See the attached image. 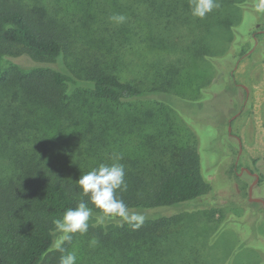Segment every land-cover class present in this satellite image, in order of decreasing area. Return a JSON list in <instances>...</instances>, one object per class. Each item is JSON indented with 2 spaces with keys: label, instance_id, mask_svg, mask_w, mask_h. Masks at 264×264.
Segmentation results:
<instances>
[{
  "label": "trees",
  "instance_id": "1",
  "mask_svg": "<svg viewBox=\"0 0 264 264\" xmlns=\"http://www.w3.org/2000/svg\"><path fill=\"white\" fill-rule=\"evenodd\" d=\"M254 1L215 0L217 7L198 18L191 15L190 0H0V264L48 262L55 242L53 220L81 199L98 214L75 181L98 166V129L110 131L115 119L109 118L119 116L118 108L110 105L129 108L147 95L161 104L155 98L165 95L163 86H174L172 74L195 65L199 68L196 79L184 80L181 87L207 78L203 67L212 62L214 80L219 81L226 60H235L238 41L250 40L254 46L253 25L244 36L237 32L244 18L252 21L255 12L264 13V3L255 5ZM114 14L124 15L125 21L113 22ZM89 24H98V48L103 47L98 66H84L79 58L83 49L76 48L83 43V35L96 32ZM140 47L158 54L148 60L149 68H155L149 69L150 83L153 80V87L158 86L149 92L121 80L108 66L109 58L122 63L128 52ZM22 61L31 64L29 69L18 64ZM223 73L229 80L230 69ZM68 107L72 110H64ZM43 109L56 113L57 123L40 118ZM75 111L80 127L71 143L74 153L51 149L54 131L67 134L70 126H78L67 118L63 121L64 113ZM159 111L156 108L151 118ZM152 127V134L137 127L143 135L155 138L149 144H157L148 164L150 175L145 181L126 182L127 191H118L117 197L129 209L155 210L206 195L209 185L200 172L199 153L175 149L161 126ZM116 147L123 150L118 141ZM175 218L172 213L144 218L130 245L118 238L110 240L111 244H98L95 264H197L175 254L174 244L170 245L173 233L166 230Z\"/></svg>",
  "mask_w": 264,
  "mask_h": 264
},
{
  "label": "rangeland",
  "instance_id": "2",
  "mask_svg": "<svg viewBox=\"0 0 264 264\" xmlns=\"http://www.w3.org/2000/svg\"><path fill=\"white\" fill-rule=\"evenodd\" d=\"M258 2L264 3V0H256L254 4L258 5ZM263 14L257 15L255 12L252 15L254 20L244 18L237 27L238 34L244 36L246 28L250 24L254 26V46L250 40L238 41L240 45L235 52V60H226L227 65L220 74L223 77L226 75L223 72L230 69L229 80L221 77L215 81L216 68L212 62L213 65L203 67L205 70L201 68L207 73L208 79L204 76L205 79L201 80L202 77H199L194 86L189 84L181 87V82L186 80L188 83L189 78L199 73L197 65L193 69L182 68L172 74L176 78L174 86H163L165 95L160 93L155 98L161 104L156 101L153 103L154 98L147 95L141 101L129 105V108L119 104L110 105L114 109L118 108L119 116L108 117L115 119L110 131L98 129V165L111 164L116 157H120L118 162L124 165L126 182L136 179L145 181L150 175L148 164L154 159L152 154L157 152V144H149L155 142V138L143 135L137 129L139 125L151 134L155 131L152 126H161L171 140L169 144H173L175 149L189 148L199 153L200 172L209 185L206 195L164 209H130V212H136L144 218L176 214L174 222L166 230L173 233L170 245L174 244L175 254L197 260V264H202L200 255H203L206 264H264V207L249 201L247 190L254 178L241 172L243 168L260 175L258 187L251 197L263 199L264 17L260 18ZM79 16L76 14V17ZM89 25L96 32L83 35V43H78L76 48L83 49L82 58H79L84 66H98V56L103 49L98 48V24ZM224 48L228 50L229 47L225 44ZM178 53L171 55V59ZM156 56L158 54L148 47H140L128 52L122 58V63L114 61L113 57L109 58L108 66L121 80L149 92L158 87H153V80L150 83L152 72L149 73V69L155 68L148 66V60ZM68 59L70 61L71 57ZM18 64L23 69H29L26 67L31 65L24 61ZM103 107V104H98V109ZM156 108L161 111L152 119ZM64 110L71 111L72 107ZM123 110L125 113H122ZM77 115L76 111L64 113L63 121L67 118V122L78 124L80 120ZM39 116L47 123L58 121L56 113L47 112L46 109L41 110ZM159 116L161 119H158ZM162 119L164 124L161 123ZM150 120L154 122L150 124ZM79 127V124L70 126L67 134L61 132L57 135L54 131L51 134L55 138L50 143L51 149L63 148L67 149L66 154L68 150L74 153L71 143H74L75 132ZM117 141L123 150L117 149ZM100 215L99 210L98 214L92 213L88 231L83 235L72 234L71 241L62 245L65 253L53 250L51 259L45 264H59L60 256L68 252L76 254V264H95L98 263V244H111L115 238L127 241L129 245L134 243L136 229L118 217L105 218L103 223H97ZM54 235L56 240L60 234ZM192 252L197 253L193 255Z\"/></svg>",
  "mask_w": 264,
  "mask_h": 264
},
{
  "label": "clouds",
  "instance_id": "3",
  "mask_svg": "<svg viewBox=\"0 0 264 264\" xmlns=\"http://www.w3.org/2000/svg\"><path fill=\"white\" fill-rule=\"evenodd\" d=\"M217 7L215 0H190V10L193 17L203 18L207 13ZM110 19L115 23H123L126 17L122 14H114ZM120 157H116L111 164L101 163L97 167L79 176L76 184L81 190L82 196H87L89 202L100 212L97 223H103L105 218L118 217L128 223L133 229H137L144 221V217L136 212H130L123 199L117 197V192L127 191L124 165L119 163ZM92 210L81 199L75 208L64 211L61 217L53 220V232L59 233V237L53 244V250L65 253L62 245L70 242L72 234H85L89 228V220ZM94 244L95 241H92ZM76 254L68 252L59 258V264H76Z\"/></svg>",
  "mask_w": 264,
  "mask_h": 264
},
{
  "label": "flooded vegetation",
  "instance_id": "4",
  "mask_svg": "<svg viewBox=\"0 0 264 264\" xmlns=\"http://www.w3.org/2000/svg\"><path fill=\"white\" fill-rule=\"evenodd\" d=\"M229 130V129H228ZM241 172H245L246 173V170L245 169H241ZM254 174H256V176L257 177H255L254 176ZM248 175H251V176H253V181L250 183V185H249V187H248V190H249V188L251 187V193L253 194V191L255 190V188H257L258 186V183L260 182V179H261V177H260V175L259 174H257V173H255V171L254 172H251L250 174H248ZM254 182V183H253ZM248 190H247V195H248ZM251 194V195H252ZM263 197H264V192H263Z\"/></svg>",
  "mask_w": 264,
  "mask_h": 264
},
{
  "label": "water",
  "instance_id": "5",
  "mask_svg": "<svg viewBox=\"0 0 264 264\" xmlns=\"http://www.w3.org/2000/svg\"><path fill=\"white\" fill-rule=\"evenodd\" d=\"M246 173H247V174H250V172L247 171V170H246ZM254 176L257 177L256 174H254ZM251 194H252V193H251V187H250L249 190H248L249 201H250V202H254V203H259V204H261V205L264 207V197H263V199H261V198H254V199H253V198L251 197Z\"/></svg>",
  "mask_w": 264,
  "mask_h": 264
}]
</instances>
